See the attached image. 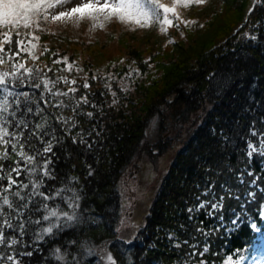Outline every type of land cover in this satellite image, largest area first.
<instances>
[{
	"label": "trees",
	"instance_id": "trees-1",
	"mask_svg": "<svg viewBox=\"0 0 264 264\" xmlns=\"http://www.w3.org/2000/svg\"><path fill=\"white\" fill-rule=\"evenodd\" d=\"M239 1L242 20L238 25L244 27L228 33L232 24L228 28L219 26L220 32L209 43L205 42L199 52L186 54L187 58L183 59L185 65L179 62V58L168 56L169 51L181 49L183 44L179 41H173L171 45L169 42L166 46L160 43L157 48L142 54L134 46L136 44L125 40V36L118 38L115 35L107 46H99L78 44L74 38L46 30L38 33L41 36L35 44L38 45L39 59L33 61L27 52L15 55L20 50L17 41L23 39L27 43L23 28L18 30V34L12 33L13 43L5 46L6 54L13 55L16 61H27V67L40 69L42 76L54 82L50 85L53 91L77 90L69 92L67 97H59L68 107L55 110L56 115L77 121L78 126L71 134L77 143H73L70 137H64V143L54 149L56 156L52 159L56 180L46 183L60 187L67 183L69 176L78 177L79 183L75 187L83 188L80 212L90 213L99 221L91 223L86 219L76 228L45 238L37 245L40 252H34L31 258L25 257V264H57L50 258L45 259L49 257V251L56 246L63 250L69 241L76 240L78 244L82 239L94 241L101 260L100 250L107 247L118 264H178L183 260H188V264H200L201 259L207 264H223L227 253L241 247L246 228L229 237L218 219L206 218V210L193 213L192 220L186 211L201 200H212L211 192L208 196L201 193L209 185H214L212 192H215V198L225 197L224 221L231 227L233 211L240 212L241 204L246 203L245 194L256 191L249 186L255 176L260 177L258 185L264 187V157L254 155L249 160L246 155L247 141L251 139L259 146L258 137L264 133V4H257L253 11L248 12L246 0ZM179 25V20H173L174 28ZM3 31L6 29H0V33ZM208 31L200 29L198 33L204 35ZM245 32L256 35L258 39L252 41L243 35ZM117 40L121 41V48L116 49L113 56L112 45ZM102 49L111 51L105 54ZM64 57L73 65L71 71L67 70ZM57 60L61 62L54 63ZM125 61L124 71L130 72L129 65L133 64L132 70L140 74L133 82V88L123 87V68L115 67ZM61 77L69 81L74 79L76 83L65 84ZM85 83L88 88L84 87ZM84 96L88 104L81 100ZM168 97L174 98L167 103L169 112L161 108V103ZM76 101H81L79 106ZM73 107H77L78 112L91 111L93 117L78 115L72 111ZM197 112L201 114L199 120L193 117ZM153 117H157L158 122L152 130H147ZM253 125L257 136L250 135ZM175 126L179 131L183 130V136L173 135L168 140L165 135L169 136ZM90 131L92 134L89 136ZM80 132L87 143L92 144L91 150L86 144L79 143L77 133ZM221 132L228 138L227 142L222 139ZM173 139V143L181 141L183 146L176 151L167 170L157 180L159 183L152 197L146 226L130 245L124 246L120 242L128 240L122 239L119 229L124 175L131 167L139 168L137 162L142 153L147 151L150 156L161 154ZM87 165L92 166L91 176ZM241 170H244L243 184L237 178ZM249 171L254 175L249 176ZM222 185L229 189L231 196L239 194L240 199L229 198ZM256 196V201L247 203L245 209L253 216L260 203L264 202V195L257 192ZM215 215L218 218L220 214ZM201 227L204 231L219 228V232L208 238L210 249L203 257L199 253L203 250L205 238L197 231ZM170 233L174 237L171 241L168 239ZM25 240L31 243L28 236ZM185 240L187 244L183 243ZM177 242H180V248L173 246ZM191 245L198 247L193 249ZM126 250H130V256L125 255ZM70 251L76 252L77 247L73 246ZM193 251L197 253L195 257L190 256ZM84 264H97V258L87 259Z\"/></svg>",
	"mask_w": 264,
	"mask_h": 264
},
{
	"label": "snow or ice",
	"instance_id": "snow-or-ice-1",
	"mask_svg": "<svg viewBox=\"0 0 264 264\" xmlns=\"http://www.w3.org/2000/svg\"><path fill=\"white\" fill-rule=\"evenodd\" d=\"M67 2L68 0H0V29H6L0 33V264H25V257L31 258L34 252H40L37 245L43 243L45 238H52L76 228L86 219L91 223L99 222L90 213L85 215L80 212L83 188L75 187L79 183L78 177L69 176L67 183L60 187L54 183H46L56 180L52 159L56 156L54 149L64 143V137H70L73 143H77L76 137L71 135L72 130L78 126L77 121L75 119L69 121L55 113L56 109L68 107L58 98L67 97L69 92L75 93L77 90L69 88L68 92L53 91L50 85L54 82L42 76L40 69L27 67V61H16L13 55L6 54L5 46L13 43L12 33L18 34L21 27L28 29L38 26L41 19L76 22L90 20L97 27H104V24L112 19L140 27H148L153 22H159L161 29L164 30L166 26L172 25L173 20H179L177 6L199 5L205 3V0H174L175 6H169L162 0H84L74 7L59 10L64 9ZM257 4H264V0H254L249 12L253 11ZM243 35L252 41L258 39L256 35L247 32ZM38 39L39 37H32V40ZM17 43L20 50L15 53L16 56H20L21 52H27L33 61L39 59L36 52L37 44L29 41L26 45L23 39ZM67 61L68 58L64 57V62ZM60 62L57 60L54 63ZM72 69L73 65L67 63V70ZM76 70L81 71L79 68ZM61 79L65 84L76 83L74 79L71 81L66 77ZM84 87L88 88L89 85L85 83ZM112 96L115 97L116 93L113 92ZM81 100L84 104L89 103L86 96L81 97ZM80 103L81 101H76L77 106ZM115 103L113 100V104ZM72 111L81 116L93 117L91 111L78 112L77 107H73ZM152 123L155 126L156 121L153 120ZM91 134L90 131L89 136ZM77 135L80 137L79 143L86 144L91 150L92 144L87 143L83 133ZM250 135L257 136L254 125ZM221 137L227 142L228 138L223 137L222 132ZM258 140L259 146L251 139L247 141L246 155L249 160L254 155L264 157V133L259 135ZM87 167L88 175H93L92 166ZM247 174L254 175L251 171ZM237 178L241 184L244 183V170H241ZM259 179V176H255L251 181L249 186L256 191L245 194L246 203L241 204V211H233L231 227L224 221L225 197L221 195L218 200L215 198L216 194L212 192L214 185H209L201 193L208 196L211 192L212 200H201L194 208L186 209L189 220L193 219V213L206 210V218L218 219L219 225L225 229V235L229 237L234 233L238 234L243 228L247 229L242 237L241 247L227 253L223 264H264V202L260 203L254 216L245 211L247 203L256 201L257 192L264 195V187L257 183ZM221 187L229 193V198L240 199L239 194L231 196L228 188L224 185ZM209 207L211 211H207ZM217 213L220 214L218 218L215 215ZM197 231L205 238V245L199 253L203 257L210 249L208 238L214 232H219V228L204 231L201 227L197 228ZM26 236L30 238L31 243L25 240ZM168 239L170 241L174 239L171 233ZM120 243L127 246L132 241ZM183 243L187 244L188 241L185 240ZM73 246L77 247L76 252L70 251ZM173 246L180 248L181 245L177 242ZM191 247L196 249L198 246ZM27 248L33 250H23ZM196 254L193 251L190 256L195 257ZM125 255L130 256V250H126ZM94 257L97 258V264H118L113 254L106 249L101 260L94 241L89 239H82L78 244L76 240H71L63 250L56 246L49 251V257L45 259L50 258L57 264H84L85 260ZM178 264H188V260ZM200 264H207V261L201 259Z\"/></svg>",
	"mask_w": 264,
	"mask_h": 264
},
{
	"label": "rangeland",
	"instance_id": "rangeland-1",
	"mask_svg": "<svg viewBox=\"0 0 264 264\" xmlns=\"http://www.w3.org/2000/svg\"><path fill=\"white\" fill-rule=\"evenodd\" d=\"M82 2H84V0H69L65 5V8L59 10H66L67 8L74 7L76 4ZM246 2V7L248 8L249 6V8H251L254 0H246ZM165 4L175 6L174 0H165ZM239 4H241L239 0H205V3L199 5L193 4L188 7L179 6L177 7V13L179 15L180 25L175 28L172 25H169L166 26L164 30L161 29V24L159 22H153L148 27H140L121 22L119 19L107 21L104 24V27L94 26L90 20L76 22L73 20L53 21L48 19L40 21L38 26L29 29L22 28L25 36L28 37L26 45L29 41L35 43L36 40H32V37H40L41 35L38 33L42 30H46L49 33L64 34L67 37L76 39L78 44H95L99 46H107L115 35H117L118 38L125 36L127 37L125 40L128 43L136 44L132 45L137 46L142 54L150 49L157 48L160 46V43H164L163 46H166L169 42L168 45H171L173 41H179L183 44L181 49L177 48L174 52L169 51L168 56L179 58V62H181L182 65H185L183 59L187 58L186 54L191 55L193 52L197 53L199 48L203 46L205 42L209 43L214 35H217V33L220 32V28L218 29L219 26L228 28L232 24L231 30H229L228 33H230L232 29H236L235 31H237L242 28L241 25H238V22L242 20V15L240 13L242 6ZM238 18H240L239 21H237ZM43 26H45L46 29H44ZM200 29L209 31L203 35L198 33ZM216 29L218 30L215 32ZM195 34L196 36H194ZM225 36L226 34L220 36V38ZM120 43L121 41L119 40L113 43L112 46L114 50L111 52L113 56L115 55L116 49L121 48ZM64 49L66 48H63V50ZM69 51L72 53V50ZM102 51L105 52V54H108L111 49H102ZM126 62L127 61L121 65L116 64L115 67L123 68L121 75L123 80L121 83L123 87L131 86V88H133L132 84L140 74L137 70H132L133 64L129 65L130 72L124 71L126 68ZM146 66L147 65L143 67ZM103 73L106 74L105 71H103ZM173 99V97H171V99L168 97L167 101L165 99V101L161 103V108L167 111L169 109L167 103L171 102ZM196 114L198 115L196 116ZM200 115L201 114L197 112L193 117L195 120H199ZM153 120L158 122V118L153 117L150 125L147 126V130H152L155 127L152 123ZM169 133H171L169 136L164 135L169 138L168 140H171L173 135L174 137L179 138L180 136H183L184 132L183 130L179 131L175 126ZM173 141L174 139L169 141L168 146L163 152H161V154H152L150 156L147 151L142 153L137 162L140 165L139 168L131 167L124 175L125 183L122 185L124 193L123 211L119 222L121 237L133 239L137 237L140 230L146 226V220L148 219V216H150L148 213L152 197L159 183L157 180L167 170L176 151L183 146V142L176 141L173 143ZM121 221H123V224H121ZM105 249L107 250V247H103L100 250L102 256H104Z\"/></svg>",
	"mask_w": 264,
	"mask_h": 264
}]
</instances>
